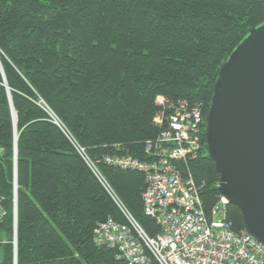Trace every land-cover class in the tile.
Instances as JSON below:
<instances>
[{
  "label": "trees",
  "instance_id": "obj_1",
  "mask_svg": "<svg viewBox=\"0 0 264 264\" xmlns=\"http://www.w3.org/2000/svg\"><path fill=\"white\" fill-rule=\"evenodd\" d=\"M263 19L264 0H0V264H128L94 244L96 224L120 211L46 107L94 159L148 160L171 109L198 104L202 152L188 166L209 215L220 197L205 145L213 83ZM98 165L154 235L143 174ZM226 216L245 228L236 206Z\"/></svg>",
  "mask_w": 264,
  "mask_h": 264
},
{
  "label": "built area",
  "instance_id": "obj_2",
  "mask_svg": "<svg viewBox=\"0 0 264 264\" xmlns=\"http://www.w3.org/2000/svg\"><path fill=\"white\" fill-rule=\"evenodd\" d=\"M46 110L120 211L121 220L109 217L96 224L93 242L97 247L114 250L116 258L128 264H151L152 260L158 264H264V243L245 228L233 229L224 197L220 195L209 215L203 208L202 184L195 181L188 166L202 152L204 121L198 104L179 102L169 111L168 128L146 143L148 160L125 154H105L96 160ZM99 161L143 174V211L157 226L154 235L145 231L117 196ZM5 215L0 198V221Z\"/></svg>",
  "mask_w": 264,
  "mask_h": 264
},
{
  "label": "water",
  "instance_id": "obj_3",
  "mask_svg": "<svg viewBox=\"0 0 264 264\" xmlns=\"http://www.w3.org/2000/svg\"><path fill=\"white\" fill-rule=\"evenodd\" d=\"M205 124L219 193L240 210L246 231L264 243V19L220 66ZM13 243L16 260V219Z\"/></svg>",
  "mask_w": 264,
  "mask_h": 264
},
{
  "label": "rangeland",
  "instance_id": "obj_4",
  "mask_svg": "<svg viewBox=\"0 0 264 264\" xmlns=\"http://www.w3.org/2000/svg\"><path fill=\"white\" fill-rule=\"evenodd\" d=\"M4 240H3V242H4ZM1 258H2V252H1V248H0V260H1Z\"/></svg>",
  "mask_w": 264,
  "mask_h": 264
},
{
  "label": "crops",
  "instance_id": "obj_5",
  "mask_svg": "<svg viewBox=\"0 0 264 264\" xmlns=\"http://www.w3.org/2000/svg\"><path fill=\"white\" fill-rule=\"evenodd\" d=\"M1 261V260H0Z\"/></svg>",
  "mask_w": 264,
  "mask_h": 264
}]
</instances>
